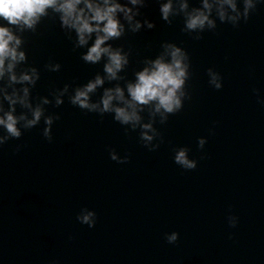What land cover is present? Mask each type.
Masks as SVG:
<instances>
[{
  "label": "water",
  "instance_id": "water-1",
  "mask_svg": "<svg viewBox=\"0 0 264 264\" xmlns=\"http://www.w3.org/2000/svg\"><path fill=\"white\" fill-rule=\"evenodd\" d=\"M159 2L135 6L141 27L133 32L122 21L121 36L106 41L127 63L89 93L98 101L106 87L123 89L163 44L180 46L189 64L181 108L162 120L142 105L135 127L69 101L74 88L105 76L103 57L82 59L94 35L78 45L50 9L34 29L17 32L25 60L14 70L36 69L34 83H24L43 114L0 145V264H264V104L257 101L264 100V4L235 26L213 11V28L189 31L178 8L162 20ZM198 6L188 0L189 9ZM209 68L219 73V89L208 83ZM0 85L20 88L6 77ZM44 115L53 117L50 139L42 135ZM148 122L155 131L146 143L140 123ZM198 137L205 139L199 148ZM178 147L196 160L194 168L173 161ZM81 208L95 212L91 228L76 219ZM173 230L177 239L169 243L164 234Z\"/></svg>",
  "mask_w": 264,
  "mask_h": 264
},
{
  "label": "clouds",
  "instance_id": "clouds-1",
  "mask_svg": "<svg viewBox=\"0 0 264 264\" xmlns=\"http://www.w3.org/2000/svg\"><path fill=\"white\" fill-rule=\"evenodd\" d=\"M145 0H0V78H5L8 84L19 83L20 88H12L7 91L4 85H0V98L7 102V108L3 107L0 101V145L11 138L21 135L22 128H30L36 125L43 114L40 104L32 105L29 102V88L38 77L34 67L22 70L17 74L14 70L16 65L25 60V52L20 47L21 37L17 34L23 29H34L41 17L47 15L48 10L58 14V20L62 28L72 29L76 35V43L85 45L90 36L94 35L82 55L86 62L95 63L104 58V77L99 74L87 80L84 84L73 89L69 97L71 104L81 109L96 110L98 112H112L113 119L121 124H130L135 127L140 121L138 109L142 105L152 106V111L158 113L163 120L166 113H173L181 108L182 97L185 96L184 84L188 77V58L185 51L175 43L163 44L164 51L135 72V79L126 82L122 89L119 85L103 89L98 101H90L89 93L93 92L103 80L116 79L119 70L127 63V54L118 47L113 48L106 41L111 38L120 37L125 30V23L128 28L135 32L141 27V20L137 16V5H143ZM258 4H264V0H200V6L189 9L188 0H160L158 11L160 18L169 20V16L177 10L183 13L184 28L202 30L213 28L214 20L210 15L213 11L221 21H227L233 26L239 21L246 20L249 12L254 10ZM130 5L132 7H130ZM124 21V22H122ZM143 25L152 28V21L145 18ZM15 26L16 31H13ZM198 38V37H197ZM50 67L55 70L58 65ZM208 73V83L219 89L221 79L219 73L211 68ZM24 82H27L25 85ZM67 88L65 85L63 92ZM125 91L127 97H125ZM253 92L256 89L252 90ZM55 103H61V96H55ZM115 101V102H114ZM257 101L264 104V100L257 97ZM42 103H48L46 97H41ZM21 105L28 110L15 113V105ZM53 117L43 116L44 127L42 135L50 139V125ZM140 136L146 143L152 140L154 129L151 122L140 123ZM205 143L204 137L197 138V147ZM152 148L155 145H151ZM185 147H178L173 154V161L180 167L192 169L196 166V160L189 158ZM110 159L117 162L127 160V157L118 158L114 152L109 153ZM95 212L91 209L81 208L76 213V219L81 224L91 228L95 223ZM229 226L236 224V219L230 217ZM167 242L173 243L177 239L175 230L164 234ZM48 264H55L49 261Z\"/></svg>",
  "mask_w": 264,
  "mask_h": 264
}]
</instances>
